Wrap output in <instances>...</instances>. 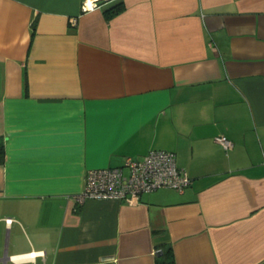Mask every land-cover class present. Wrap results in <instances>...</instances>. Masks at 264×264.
Returning a JSON list of instances; mask_svg holds the SVG:
<instances>
[{
	"label": "crops",
	"instance_id": "1",
	"mask_svg": "<svg viewBox=\"0 0 264 264\" xmlns=\"http://www.w3.org/2000/svg\"><path fill=\"white\" fill-rule=\"evenodd\" d=\"M84 2L0 0V264H264V0ZM153 149L184 192L73 199Z\"/></svg>",
	"mask_w": 264,
	"mask_h": 264
},
{
	"label": "built area",
	"instance_id": "2",
	"mask_svg": "<svg viewBox=\"0 0 264 264\" xmlns=\"http://www.w3.org/2000/svg\"><path fill=\"white\" fill-rule=\"evenodd\" d=\"M97 1L91 0L89 5L85 0L83 11L96 8ZM214 141L226 151L232 148V143L226 137H215ZM190 183L187 173L177 166L174 153L153 149L141 160L126 158L122 166L88 170L84 189L73 199L77 203L116 200L134 205L144 193L157 189L182 193ZM6 222L10 223L11 220L6 219Z\"/></svg>",
	"mask_w": 264,
	"mask_h": 264
},
{
	"label": "trees",
	"instance_id": "3",
	"mask_svg": "<svg viewBox=\"0 0 264 264\" xmlns=\"http://www.w3.org/2000/svg\"><path fill=\"white\" fill-rule=\"evenodd\" d=\"M122 10V5L121 4H117L115 6H113L111 9H110V12H109V16H112V15H115L117 14L118 12H120ZM3 161V150H2V147L0 146V163ZM167 259L168 261L165 262L164 264H173L174 263V259H173V255L171 253V249H168L167 251Z\"/></svg>",
	"mask_w": 264,
	"mask_h": 264
},
{
	"label": "bare ground",
	"instance_id": "4",
	"mask_svg": "<svg viewBox=\"0 0 264 264\" xmlns=\"http://www.w3.org/2000/svg\"><path fill=\"white\" fill-rule=\"evenodd\" d=\"M91 2V1H90Z\"/></svg>",
	"mask_w": 264,
	"mask_h": 264
}]
</instances>
